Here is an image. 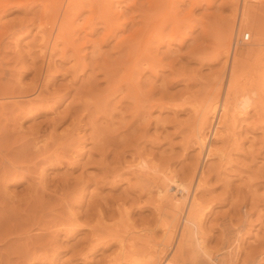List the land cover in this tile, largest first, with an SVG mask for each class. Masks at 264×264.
I'll use <instances>...</instances> for the list:
<instances>
[{
	"label": "rangeland",
	"instance_id": "obj_1",
	"mask_svg": "<svg viewBox=\"0 0 264 264\" xmlns=\"http://www.w3.org/2000/svg\"><path fill=\"white\" fill-rule=\"evenodd\" d=\"M44 1L21 0L0 15V25H5L0 31V264H146L155 256L152 247L155 250L169 231L162 232L160 222L171 218L163 213L176 197L175 187L188 180L193 168L195 174L201 170L199 178L205 181L197 195L201 213H206L202 230L207 248L217 250L226 238L239 236L232 242L239 240L242 251H237L238 259L231 257L233 263L264 264V111L256 115L249 108L255 115L248 111L247 117L238 111L234 117L245 118L236 119L228 132L218 126L219 139L213 135L219 105L203 125L202 149L192 135L197 110L206 106L208 96L218 95L220 103L224 97L226 83L220 85L217 78L225 65L221 42L233 23L230 53L244 12L247 27L242 30L250 38L235 46L242 70L246 72L260 53L264 56V0H210L199 6L172 0L181 31L186 27L183 43L168 42L167 26L164 43L153 39L152 50L160 59L156 73L142 64L130 81L121 69L126 52L115 41L137 27V4L145 0L122 2L123 30L113 29V37L105 35L110 24L96 19L97 9L94 17L87 8L66 17L73 26L64 24L67 31L53 52L50 70L40 56V30L46 34L49 28L54 36L66 18L62 4H55L52 13L53 0ZM48 9L56 15L50 17ZM131 15L135 21L129 22ZM51 36L41 44L49 47ZM215 79L220 88L216 93L210 92L215 84L219 89ZM209 145L215 151L211 156L206 155ZM155 172L169 178L166 191L155 184L154 179L162 183ZM194 184L195 178L187 194L178 196L183 211ZM164 247L163 258L176 255L175 241Z\"/></svg>",
	"mask_w": 264,
	"mask_h": 264
},
{
	"label": "bare ground",
	"instance_id": "obj_2",
	"mask_svg": "<svg viewBox=\"0 0 264 264\" xmlns=\"http://www.w3.org/2000/svg\"><path fill=\"white\" fill-rule=\"evenodd\" d=\"M21 2V0H0V15L3 14L4 12L7 11V9H9L10 5L13 4V5H18V3L16 4V2ZM27 1V0H26ZM30 1V0H29ZM125 2V0H53L52 1V4L51 1L49 3V5L51 6V10L52 13H55L54 10L55 8H53V6H59V3L62 4L63 6V12H62V18H66V17H71V15H77V13L83 9V8H87V10L89 9V11H91L92 13L95 11L96 12V9L98 11V14L99 16L96 17V19H100L99 20H103L104 23L106 24H110V29L108 31V28H107V31L105 32V35H112V37L115 35L113 34L115 28L118 29V27L122 28V24H123V20H121V15L122 13H124V11L121 10V6H123L122 2ZM131 1V2H130ZM129 4H136L138 3L137 0H130ZM190 1V0H189ZM201 1H205L207 4L211 3L210 0H191V4L193 6H199ZM32 2V1H31ZM44 2L47 3V0H45ZM44 2H42L41 4L43 5ZM171 2H174L172 0H145L144 2H139V4H137L140 12H139V19L138 21H136L135 23L137 24V27H131L133 28L131 31H128V33H124V35H121L122 37L119 39V38H116L115 39H119V40H116L115 42H118L119 45H122L125 46L121 47V49L123 48L125 50V55H127V59H122V67L121 69L123 68L125 70L124 73V77L127 79L128 78V81H130L129 79L132 78L133 76V73L135 75V72H139L138 69L141 67L142 64H145L149 69L153 70L154 73H156L154 70L157 66H158V62L160 61V59L157 57V54L155 53L156 49H154L156 47L153 46L152 48V44H153V39H157L159 38V40H157L158 44L159 43H164V33L168 30L167 26H169L170 28V32L171 34L169 36H167L168 32L165 33V35L167 36V40L168 42L170 43L171 41L173 40H178V43H183L187 33L185 31V23H183L184 25V32L181 31L182 29V26H181V23L178 19V13L176 10H174L173 8H171ZM46 3L44 5H46ZM25 4V3H24ZM40 4V5H41ZM247 4V3H246ZM245 4V5H246ZM20 5H23V4H20ZM128 5V4H126ZM175 6V4H173ZM243 5V4H242ZM19 6V5H18ZM48 6V4H47ZM131 6V5H130ZM136 6V8H137ZM173 6V7H174ZM129 6H127L128 8ZM132 7V6H131ZM130 7V8H131ZM243 7V6H242ZM248 7V5L246 7H243V12L245 11V9ZM44 8L47 9V7L44 6ZM49 8V7H48ZM53 8V9H52ZM134 8V7H133ZM131 8V9H133ZM137 8V9H138ZM61 9V8H60ZM164 9V10H163ZM172 9V10H170ZM242 9V8H241ZM134 10V9H133ZM247 10V9H246ZM135 12H137L136 10H134ZM174 11V12H173ZM242 11V10H241ZM49 12V13H48ZM48 12L47 14H51L50 10L48 9ZM81 12V11H80ZM94 12V14H95ZM249 12V11H248ZM45 13V12H44ZM60 13V12H59ZM90 13V12H89ZM247 13V12H246ZM93 14V17L96 16V14L94 15ZM97 14V15H98ZM242 14V13H241ZM45 15V14H44ZM43 15V16H44ZM52 15H56V14H51L50 17ZM248 15V14H247ZM247 15H245V12H244V16L243 17H239L240 20L238 21V23L236 24V27H235V37L239 36V33L237 35L236 31H238L240 28L241 30L244 28V24H246L244 21H246V17H248ZM47 16V15H45ZM60 16V14H59ZM78 16V15H77ZM92 16V15H91ZM127 17L129 15H126ZM125 14H124V17H125V20H127ZM240 16V15H239ZM55 18V16H53ZM58 17V16H56ZM69 17V18H70ZM89 17V16H88ZM47 18V17H46ZM53 18V19H54ZM61 17H58V19H60ZM69 18H66L67 20H70ZM134 19V17L131 15L130 18H129V22L131 21V19ZM138 18V17H137ZM181 18H184L183 16H181ZM57 19V20H58ZM65 19V20H66ZM75 19V18H74ZM55 20V19H54ZM63 21V23H59V25L56 26L57 30H55V34L54 36H51L50 32L48 30H50L49 28L47 29V32L45 34V29H43L44 31H41L40 32L38 31V33H40V36L41 38L39 39L40 40V44L36 47L39 48V51L41 52V55L40 56H43L46 58V61L45 63L47 64L46 65V68L49 69L51 63H52V55H53V52H55L54 50L56 49V46H57V49H58V46L60 44H58V42L61 43V40L63 42V35L65 33V25H69L70 27L73 26V24H71V20L69 21V23L66 24L67 21ZM89 19H86V22L84 21V23L88 24L87 21ZM116 21V22H115ZM135 21V19H134ZM183 21V20H182ZM8 22V21H7ZM46 22V21H45ZM61 22V21H60ZM65 22V23H64ZM125 22V21H124ZM127 22V21H126ZM127 22V23H129ZM188 22V20H187ZM42 23V22H41ZM47 23V22H46ZM83 23V24H84ZM114 23V24H112ZM126 23V24H127ZM43 24V23H42ZM53 24V23H52ZM65 24V25H64ZM85 24V25H86ZM131 24V23H130ZM2 25V24H1ZM0 25V28H2V26L4 27L5 25ZM72 25V26H71ZM82 25V24H81ZM91 25V24H90ZM129 25V24H128ZM132 25V24H131ZM11 26V25H10ZM111 26H114L113 28ZM241 26V27H240ZM69 27V28H70ZM246 27H247V24H246ZM52 28V27H51ZM68 28V29H69ZM165 28L167 29L165 31ZM41 29V28H40ZM114 29V30H113ZM126 29V27H125ZM245 29V28H244ZM94 30V28L92 29ZM91 30V31H92ZM120 30V29H119ZM123 30V28H122ZM246 30V29H245ZM1 32L4 31L3 28L2 30H0ZM67 31V29H66ZM72 31V30H71ZM90 31V30H89ZM232 31H233V23L227 28V33L224 35V40H223V43L221 42V48H223L221 51L223 53V56H224V63L225 64L223 66V70L221 72V76L220 78L217 76L218 80L220 79V82L219 84H223V83H226L225 85V91H224V97L220 103V98H218V95H216L215 97L214 96H208V101L205 99L202 100V101H205L204 104H206L205 107L203 106H200L202 104H200L199 106L202 107V108H198L199 111L198 113V119H197V129L192 125L193 128H195L192 132L194 138L196 137L195 134L197 135V137L195 138L196 140V143L200 146L199 148H203L204 144H205V137H204V132H203V135L202 134V129L203 128V125H206L208 123L207 120H210V116L209 115H213L215 114V111H217V107L220 105V109L221 111L220 112H217V113H220V114H217V116L219 115V118L218 120L216 121V124L213 128V135H215V133L217 132V128L218 126H221V128L225 129V132L231 128L233 129L232 127L234 126V122L236 119H238L239 117H242L241 116H238V118H235L237 117L238 115V111L239 113H242V114H245V116H249V115H246L248 114V111H249V108L253 109V111H255V114L259 115V112L262 110L264 111V58H261V59H258L262 54L260 53L259 56L257 57V61H254L253 65H251L245 72V70H242L243 68V65H242V60L240 61V59L242 58H239L238 56V53L235 52V46L237 44V41H236V44H233L232 46V49H231V52L229 53V41L231 39V36L233 35L232 34ZM240 31V30H239ZM243 31H240L242 32V35H243ZM37 32V31H36ZM246 33V31H244ZM6 33V32H5ZM9 33V32H8ZM49 33V34H48ZM177 33H181L179 34V37H178V34ZM183 33V34H182ZM37 34V33H36ZM177 34V37L174 36ZM51 36V40H50V44H49V47H48V44L45 43L47 41V39L49 37L47 36ZM104 35V36H105ZM117 35V34H116ZM39 36V35H38ZM106 36V37H107ZM165 36V38H166ZM7 37V36H6ZM109 37V36H108ZM163 38V39H162ZM178 38V39H177ZM41 39H43L45 42L43 43L42 41V44H41ZM103 40V38H102ZM107 40V39H105ZM2 41V40H1ZM68 41V40H67ZM96 41V40H95ZM166 41V39H165ZM114 42V43H115ZM241 42V41H240ZM155 43V42H154ZM58 44V45H57ZM156 44V43H155ZM223 44V45H222ZM4 45V44H3ZM65 45V43H64ZM98 45V44H97ZM115 45V44H114ZM117 46V45H116ZM60 47V46H59ZM119 46H117L116 48H118ZM220 48V47H219ZM77 49V48H76ZM122 49V51H123ZM154 49V50H152ZM78 50V49H77ZM80 50V49H79ZM38 51V49H37ZM38 51V52H39ZM63 52V51H62ZM78 52V51H76ZM57 54V53H56ZM243 54V53H242ZM54 56V55H53ZM56 56V55H55ZM261 57H264V56H261ZM121 58V57H120ZM244 58V57H243ZM43 59V58H42ZM227 59H229V61H227ZM245 61V60H244ZM247 61V60H246ZM162 62H160L161 64ZM106 65V64H105ZM111 65V64H110ZM162 65V64H161ZM160 66V68H162ZM166 66V65H165ZM242 66V67H241ZM245 66V65H244ZM52 67V66H51ZM225 69H227V71H225ZM244 69V68H243ZM50 70V69H49ZM110 70V69H109ZM120 70V69H119ZM137 70V71H136ZM140 70V69H139ZM115 71V70H114ZM121 71V70H120ZM135 71V72H134ZM225 71V72H224ZM243 71V72H242ZM49 72V71H48ZM227 72V75L224 77V73L226 74ZM46 73V71H45ZM108 75V74H106ZM123 76V74H122ZM137 77V75H136ZM124 78V80H126ZM224 78V80H223ZM217 79H215V82H217V86H218V81H216ZM226 81V82H225ZM123 82V80H122ZM127 81H125L126 83ZM132 83V82H131ZM215 84V83H214ZM120 85V84H119ZM126 85V84H125ZM124 85V86H125ZM208 85V84H207ZM216 85V84H215ZM212 88H214V86ZM123 86V85H121ZM120 86V87H121ZM138 86V85H137ZM224 86V85H222ZM221 87V86H220ZM124 88V87H123ZM210 90L211 91H214V93H216V91H220V88L218 86V90L216 89L217 87L215 86V89H212ZM222 88V87H221ZM122 89V88H121ZM132 91V90H131ZM139 92V91H138ZM149 92V91H148ZM209 92V94H210ZM132 94V93H131ZM147 94V93H146ZM150 94V93H149ZM148 94V95H149ZM222 94V93H221ZM130 95V94H129ZM208 95V94H207ZM131 96V95H130ZM133 96V95H132ZM209 97H210V101L209 102ZM214 97V99H213ZM220 97V96H219ZM134 98V97H133ZM147 98V97H146ZM222 98V97H221ZM158 99V98H157ZM157 99H156V102H157ZM2 100V98L0 99V101ZM160 100V99H159ZM3 101V100H2ZM161 101V100H160ZM190 102V101H189ZM159 103V101H158ZM186 103V102H185ZM200 103V102H199ZM4 103L1 102L0 105ZM149 104V103H148ZM161 104V103H160ZM193 103L191 102V105ZM198 104V103H197ZM152 105V104H151ZM177 105V104H176ZM183 105V104H182ZM194 105V104H193ZM193 107V106H192ZM192 107H191V110H192ZM196 107V104L195 106ZM197 109V107H196ZM195 109V110H196ZM202 109V110H201ZM250 109V110H251ZM197 111L196 113H192V115L194 114V117H196L197 115ZM219 111V110H218ZM237 111V112H236ZM148 112V111H147ZM195 112V111H193ZM251 113V111H249ZM257 112V113H256ZM237 113V115L235 114ZM148 114V113H147ZM254 114V113H253ZM254 114V115H255ZM196 115V116H195ZM236 115V116H235ZM262 114L260 113V116ZM209 116V117H208ZM214 116V115H213ZM235 116V117H234ZM264 116V115H262ZM244 117V116H243ZM242 117V118H243ZM259 117V116H258ZM209 118V119H208ZM213 118V117H211ZM215 118V117H214ZM235 118V119H234ZM245 118V117H244ZM250 118V117H249ZM260 118V117H259ZM259 118H258V121H259ZM241 119V118H240ZM264 119V118H262ZM192 123V122H191ZM206 123V124H205ZM260 123V122H259ZM232 125V126H231ZM256 125V124H255ZM74 126V125H73ZM262 126V125H261ZM205 127V126H204ZM230 129V130H231ZM54 131V130H53ZM222 131V129L220 130ZM218 131V133L221 134V132ZM223 132V131H222ZM224 132V133H225ZM217 133V134H218ZM51 134V133H50ZM48 134V135H50ZM229 134V133H228ZM237 134V133H236ZM233 136H235L234 132L232 134ZM216 136V135H215ZM219 135L216 136V138L218 137ZM223 136L226 137V134H224ZM228 136V135H227ZM232 136V138H233ZM47 137V136H46ZM50 137V136H48ZM93 137V135H92ZM222 137V136H221ZM98 138V136H97ZM214 138V137H213ZM215 138V139H216ZM219 138V137H218ZM38 139V138H37ZM43 139V138H42ZM47 139V138H46ZM198 139V140H197ZM220 139V138H219ZM235 139V138H234ZM233 139V140H234ZM45 140V139H44ZM102 140V139H101ZM237 140V138H236ZM235 140V141H236ZM234 141V142H235ZM37 142V141H36ZM40 142H44V141H40ZM100 142V141H99ZM210 144V143H209ZM237 144V143H236ZM35 145V144H34ZM47 145V144H46ZM108 145V144H107ZM210 146H208V149H207V153L206 155H213L215 154V151H211L210 149ZM38 147H40L38 145ZM39 149V148H37ZM42 149V148H41ZM47 151V150H46ZM40 152V151H39ZM45 153V152H44ZM222 153V152H221ZM51 156V155H50ZM54 156V155H53ZM221 156V155H220ZM223 156V155H222ZM55 157V156H54ZM50 158V157H49ZM47 158V159H49ZM60 159V156L58 157ZM62 158V157H61ZM50 160V159H49ZM53 160V159H52ZM156 166V165H155ZM154 168V166H153ZM43 169V168H42ZM156 170V169H154ZM195 168H193V170L190 172V175L188 177V180H186V182H184L183 184H179L175 187V190H176V197L173 198L172 200V203L171 205L169 206V209L166 208V212L163 213L164 215L166 214L167 216H170V220H166L164 219L162 221V223L160 222V224H162L163 227H161V230L163 232V230H168L166 232V234H164V236L166 238H163L162 241H157L158 242V246L157 248H155L154 250V246L153 250H152V253L151 255L153 254V252L155 251V256L153 258H150V254H148L149 259L150 261H145V259L143 258V260L145 261L146 264H155L156 261H160V262H163L162 264H174L175 262H178V259H180V263L179 264H184L185 263V260H190V263L191 264H234L233 263V260H231L232 258L231 257H236L237 258V251H242V248L239 249L237 247H240V242L239 240L236 241V244H234L235 242V239L239 236H237L234 240H230L228 238L225 239V241H223L224 243H221V246L217 249V250H214L212 251L213 249L211 248H207V245H209V243L207 244L206 243V238H205V233L203 232L205 229L202 228L203 227V224H202V217L204 218V216H202V214H206V213H201V211H203L202 209V206H200V197L198 198V195L197 193L203 189V186H204V183H203V178H199L200 174H201V170H200V173L199 174H195ZM41 171V169H40ZM43 171V170H42ZM153 173V172H152ZM156 173V172H155ZM158 174L157 175V178L160 180H162V183H158V180L157 179H154V182L155 184H157V187L160 189V190H163V191H166L165 190V187L167 185H170L168 183V179L166 176L163 177L160 176L161 174L159 173H156ZM42 175V174H41ZM38 175H36L37 177ZM40 176V175H39ZM32 177V176H31ZM202 177V176H200ZM35 178V176L33 177ZM193 178H195V184L193 186V189L191 191V195L187 201V203L185 204L186 208H185V211H183V203L184 201H180V200H183V199H179V197L182 198V195L179 196V194L181 193H185L187 194V191L189 190L190 188V183H192V180ZM38 180L40 179L37 178ZM36 179V180H37ZM153 179V178H152ZM151 180V178L149 179ZM41 181V180H40ZM44 181V180H43ZM153 182V180H151ZM36 182V181H34ZM205 182V181H204ZM38 182H36V184H38ZM33 184V183H32ZM35 184V183H34ZM39 185H41L39 183ZM32 186V185H31ZM37 190V188H36ZM205 190V189H204ZM205 192V191H204ZM179 196V197H178ZM184 196V195H183ZM185 197V196H184ZM187 197V196H186ZM186 199V198H185ZM199 200V201H198ZM163 203V202H161ZM207 206V205H206ZM163 208V207H162ZM160 208V209H162ZM158 209V210H160ZM165 208H163L162 210H164ZM208 209V208H207ZM157 210V212H158ZM161 210V211H162ZM204 210H206L204 208ZM159 211V212H161ZM181 212L183 213V218H182V221H181V226L178 230V234L176 236V240H174V235L176 233V230H177V223H178V217L180 216ZM160 215V213H158ZM161 215H162V212H161ZM163 216V215H162ZM166 216V217H167ZM165 218V217H164ZM169 219V218H168ZM181 220V219H180ZM158 224V223H157ZM38 226V225H37ZM178 226V227H179ZM163 228V229H162ZM204 229V230H202ZM226 231V230H225ZM233 231V230H232ZM153 232V231H152ZM229 232V231H228ZM155 234V233H154ZM242 236V234H240ZM155 237V236H154ZM161 237V236H160ZM122 237H120V240H124V239H121ZM156 238V237H155ZM224 238V237H222ZM206 239V240H205ZM239 239V238H238ZM158 240V239H157ZM223 240V239H222ZM237 240V239H236ZM119 241V240H118ZM151 241V239H150ZM173 241H175V247H174V251L176 253V255L174 256H171L172 258L170 257H164V254H165V250H160V249H163V247H169L171 246V244L173 243ZM234 243H233V242ZM120 242V241H119ZM125 242V241H123ZM148 242V241H147ZM154 242V241H153ZM222 242V241H221ZM237 242H239V246H237ZM242 242V241H241ZM119 244V243H118ZM121 244V243H120ZM127 244V243H126ZM125 244V245H126ZM130 244V243H129ZM124 245V244H123ZM124 245V246H125ZM132 245V244H131ZM122 246V244H121ZM120 246V247H121ZM126 247V246H125ZM156 247V246H155ZM164 247V249H165ZM242 247V246H241ZM122 248V247H121ZM130 248V247H129ZM133 248V247H132ZM150 248V247H149ZM148 248V249H149ZM213 248V246H212ZM217 248V247H216ZM125 249V248H124ZM123 249V250H124ZM127 249V248H126ZM215 249V247H214ZM239 249V250H238ZM130 250H132L130 248ZM150 250V249H149ZM125 251V250H124ZM123 251V252H124ZM127 251V250H126ZM148 251V250H147ZM146 251V252H147ZM150 252V251H148ZM231 253H233L232 255L234 256H230ZM262 253V252H261ZM236 254V256H235ZM242 254V253H241ZM123 255V254H121ZM142 255V254H141ZM147 255V254H146ZM154 255V254H153ZM126 256V255H125ZM142 256H145V255H142ZM239 256V255H238ZM148 259V260H149ZM238 259V258H237ZM236 259V260H237ZM251 259V258H250ZM146 260H147V257H146ZM235 260V258H234ZM235 260V261H236ZM131 261V260H130ZM142 261V260H141ZM234 261V262H235ZM139 262V261H138ZM158 262V263H160ZM243 262V261H242ZM144 264V263H142ZM187 264V263H186ZM243 264V263H242Z\"/></svg>",
	"mask_w": 264,
	"mask_h": 264
},
{
	"label": "built area",
	"instance_id": "obj_3",
	"mask_svg": "<svg viewBox=\"0 0 264 264\" xmlns=\"http://www.w3.org/2000/svg\"><path fill=\"white\" fill-rule=\"evenodd\" d=\"M250 38V35H248L247 33H245V34H243L242 35V32L239 34V37L237 38V37H235L234 38V41H233V44H236V41L238 40V41H246V40H248ZM237 41V42H238Z\"/></svg>",
	"mask_w": 264,
	"mask_h": 264
}]
</instances>
